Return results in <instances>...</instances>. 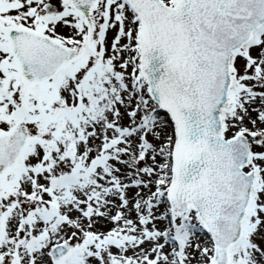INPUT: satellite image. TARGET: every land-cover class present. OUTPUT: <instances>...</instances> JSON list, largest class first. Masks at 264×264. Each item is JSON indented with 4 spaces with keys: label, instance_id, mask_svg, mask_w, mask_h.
Wrapping results in <instances>:
<instances>
[{
    "label": "snow or ice",
    "instance_id": "1",
    "mask_svg": "<svg viewBox=\"0 0 264 264\" xmlns=\"http://www.w3.org/2000/svg\"><path fill=\"white\" fill-rule=\"evenodd\" d=\"M0 264H264V0H0Z\"/></svg>",
    "mask_w": 264,
    "mask_h": 264
}]
</instances>
